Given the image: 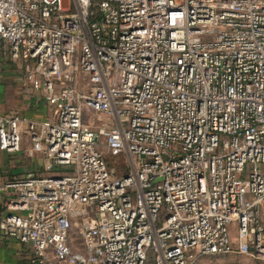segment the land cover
I'll return each instance as SVG.
<instances>
[{"label": "built area", "instance_id": "2783aa9c", "mask_svg": "<svg viewBox=\"0 0 264 264\" xmlns=\"http://www.w3.org/2000/svg\"><path fill=\"white\" fill-rule=\"evenodd\" d=\"M0 40L45 108L0 112L29 264L264 258V0H0Z\"/></svg>", "mask_w": 264, "mask_h": 264}, {"label": "crops", "instance_id": "0c3cea01", "mask_svg": "<svg viewBox=\"0 0 264 264\" xmlns=\"http://www.w3.org/2000/svg\"><path fill=\"white\" fill-rule=\"evenodd\" d=\"M8 71L12 80L0 82V112L15 111L28 118H42L44 104L38 94L25 83L20 64L10 59L8 45L0 40V74H5ZM6 86L9 87L8 90ZM0 264L29 263L24 259L21 249L17 245L0 238Z\"/></svg>", "mask_w": 264, "mask_h": 264}, {"label": "rangeland", "instance_id": "374dc122", "mask_svg": "<svg viewBox=\"0 0 264 264\" xmlns=\"http://www.w3.org/2000/svg\"><path fill=\"white\" fill-rule=\"evenodd\" d=\"M8 60V59H7ZM9 64V63H8ZM10 65H12V62H10ZM9 66V65H8ZM12 68V67H11ZM12 77L11 74H9V71L5 74H0V82L5 81H11ZM8 90V86H6ZM93 125L96 126L98 124L93 122ZM6 159L7 166L10 167L11 170L16 171L19 173L18 177H24L27 174H20V172H23V170H26L32 166V164H36L41 167V162L38 159L35 160H28L26 159L23 154L17 156L16 158H0V167H4L3 165ZM108 168L111 170L115 175H121L126 172L125 167L122 165L120 159H113V158H107L106 159ZM38 168L40 170L39 173H35L32 175L39 176L44 175V171L42 168ZM233 227L231 230H234ZM196 264H264V258L263 259H254V258H243V257H235V256H213V257H206L201 260H199Z\"/></svg>", "mask_w": 264, "mask_h": 264}, {"label": "trees", "instance_id": "16d2710c", "mask_svg": "<svg viewBox=\"0 0 264 264\" xmlns=\"http://www.w3.org/2000/svg\"><path fill=\"white\" fill-rule=\"evenodd\" d=\"M6 163V159H5V162L4 164ZM4 167H0V174L1 175H5L6 177L8 178H20L18 177L19 176V173L16 172V171H13L10 169L9 166H7V164L3 165ZM40 166L36 164H32V166L26 170H23V172H20V174H27L26 176L28 175H32V174H37L40 172V170L38 169ZM41 168V167H40ZM24 176V177H26ZM32 176H35V175H32ZM38 176V175H37Z\"/></svg>", "mask_w": 264, "mask_h": 264}]
</instances>
